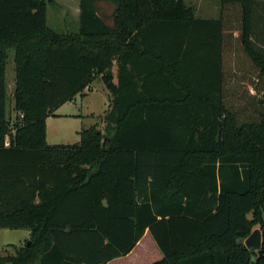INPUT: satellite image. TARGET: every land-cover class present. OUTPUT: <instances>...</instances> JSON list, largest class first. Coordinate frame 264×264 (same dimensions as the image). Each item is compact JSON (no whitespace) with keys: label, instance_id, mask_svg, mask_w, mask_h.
<instances>
[{"label":"trees","instance_id":"obj_1","mask_svg":"<svg viewBox=\"0 0 264 264\" xmlns=\"http://www.w3.org/2000/svg\"><path fill=\"white\" fill-rule=\"evenodd\" d=\"M220 1L203 19L184 0H80L59 32L48 0H0V228L30 230L0 264H107L147 231L152 264H264L243 242L260 225L264 250V0ZM96 78L106 131L49 144L47 118Z\"/></svg>","mask_w":264,"mask_h":264},{"label":"rangeland","instance_id":"obj_2","mask_svg":"<svg viewBox=\"0 0 264 264\" xmlns=\"http://www.w3.org/2000/svg\"><path fill=\"white\" fill-rule=\"evenodd\" d=\"M190 6L196 9V15L199 17H216L220 16L221 1L220 0H185ZM79 17H80V0H48L47 2V22L48 25L59 32H77L79 30ZM8 63L6 69L7 80V113L10 120V135L14 133L15 125L17 122V113L15 110V98L14 91L16 87V65H15V50L10 49L8 51ZM239 61L242 63L245 61L244 57H241ZM114 72L116 74V66H114ZM95 89L92 92L90 98L87 100L89 109L95 112L97 116L83 117L81 120L73 121L72 119H63L54 124L50 123L49 126V142L52 144H73L80 140L79 131L83 128L89 127L94 123L98 124L99 128L105 132L106 123L103 121L102 116L104 109L106 108V96L104 90L106 89L105 83L100 79L96 80ZM247 77L245 80L238 82L236 89V99L242 92L246 91ZM247 92V91H246ZM237 101V100H236ZM85 101L81 98H77V102H69L66 106L71 110L76 111ZM113 101L111 100V103ZM110 105L109 110L112 108ZM106 110L105 112H108ZM104 112V114H105ZM9 135V136H10ZM7 136V137H9ZM251 216V215H249ZM259 228L260 225H256L252 232ZM251 232V233H252ZM30 240L29 229H11L0 228V255L16 254V248L11 246L15 244L17 246H24L26 242ZM246 240V239H245ZM245 240L243 241L245 243ZM246 245V244H245ZM264 254V252H263ZM163 257L161 250L159 249L156 241L150 234L146 232L141 242L136 247L134 253L123 259L115 260L112 264H152L159 261ZM260 257L258 251L254 252L253 260Z\"/></svg>","mask_w":264,"mask_h":264},{"label":"crops","instance_id":"obj_3","mask_svg":"<svg viewBox=\"0 0 264 264\" xmlns=\"http://www.w3.org/2000/svg\"><path fill=\"white\" fill-rule=\"evenodd\" d=\"M185 3L187 5H189L186 1H185ZM195 13H196V9H195ZM195 16L197 18H203V19H217L219 17V16H216V17H199L196 14H195ZM116 76H117V66H116ZM97 79H100V78H96L89 86H87L85 88V90L82 93L77 94L75 96L74 100L64 103L58 109H56L53 112V114H51L47 118V141H48L49 144H52V143L49 142V126H50V123L54 124L55 122H58V121L63 120V119H72L73 121H78V120H81V118H83V117H91V118H93L94 115L97 116L95 112L90 111L89 105L87 103V100L90 98V96L92 94L91 91H93L96 88L95 87V83H96ZM100 80L103 82L102 79H100ZM106 89H107V87H106ZM104 94L106 96L107 101L105 103L106 108L104 109L103 113H101L103 115H104V112L110 108L111 100L113 99V97H112V95H111V93L109 92L108 89L104 90ZM78 97H81L85 101L82 104V107H79L76 111H74V110H71L70 107L66 106L69 102H75L76 103ZM90 124H91L90 126H92L94 123H90ZM141 240L138 242V244L141 242ZM138 244L135 246V248L129 254H127L125 256H122V257H119V258H116V259L110 261L107 264H112V263L115 262V260L117 261L118 259H123L125 257L126 258L130 257L134 253V251H135L136 247L138 246Z\"/></svg>","mask_w":264,"mask_h":264},{"label":"water","instance_id":"obj_4","mask_svg":"<svg viewBox=\"0 0 264 264\" xmlns=\"http://www.w3.org/2000/svg\"><path fill=\"white\" fill-rule=\"evenodd\" d=\"M30 243V241L28 242ZM246 246L251 251H258L260 253V257L263 256V248H262V231L259 228H256L245 240Z\"/></svg>","mask_w":264,"mask_h":264},{"label":"built area","instance_id":"obj_5","mask_svg":"<svg viewBox=\"0 0 264 264\" xmlns=\"http://www.w3.org/2000/svg\"><path fill=\"white\" fill-rule=\"evenodd\" d=\"M10 144V139H9V137H7V139H6V145H9Z\"/></svg>","mask_w":264,"mask_h":264}]
</instances>
